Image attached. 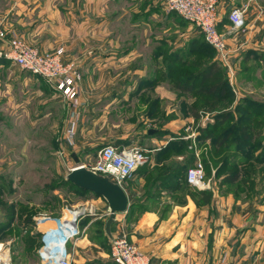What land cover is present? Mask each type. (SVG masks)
<instances>
[{
	"label": "rangeland",
	"instance_id": "obj_1",
	"mask_svg": "<svg viewBox=\"0 0 264 264\" xmlns=\"http://www.w3.org/2000/svg\"><path fill=\"white\" fill-rule=\"evenodd\" d=\"M15 1L0 0V30L4 34L8 31L3 30L1 20L10 17ZM136 4L111 0L103 5L102 13L108 20V33L104 34H109L103 40L116 37L118 46L109 61L98 49L104 62L100 67L89 65L82 70L80 59L64 60L62 47L39 51L18 37L39 52L61 50L63 63L77 64L81 81L76 109L69 108L59 93L14 63L8 71L0 69V89H6L7 78L17 82L13 100L0 101V241L9 249L11 264H40L37 250L44 230L41 225L46 222L43 218L58 217L63 207H85L91 193L58 184L77 165L74 157L78 165L91 169L100 149L111 144L103 138L112 135L126 136L117 142L123 148L146 149L147 166L160 169L191 157L187 169L200 161L209 197L203 207L211 222L224 223L235 238L245 240L255 237V232L264 237L263 131L260 137L253 133L256 140L251 144L241 141L239 145L235 141L237 129L230 131L217 154H212L211 140L199 139L202 131L216 123L218 114L230 116L215 133L231 124L240 127L246 123L239 118L249 116L264 127V0H249L243 7L225 9L218 33L225 34L234 77L232 82L228 79L230 92L212 111L199 105L202 94H182L171 83L199 71L216 60V54L203 46L192 24L166 11L163 0ZM143 5L149 10L148 16L145 21H136L134 10H143ZM234 8H245L241 30H233L227 21ZM11 34L17 36L14 31ZM87 45L86 62L95 52L91 41ZM13 105L19 109L12 110ZM194 189L198 190L185 187L178 196L192 200ZM69 251L71 264L101 262L90 250L85 252L86 248L81 251L71 245Z\"/></svg>",
	"mask_w": 264,
	"mask_h": 264
},
{
	"label": "crops",
	"instance_id": "obj_2",
	"mask_svg": "<svg viewBox=\"0 0 264 264\" xmlns=\"http://www.w3.org/2000/svg\"><path fill=\"white\" fill-rule=\"evenodd\" d=\"M110 1L16 0L11 6L10 17L1 20V26L9 32L5 34L6 38L14 31L17 37L39 51L62 47L64 60L80 59L82 70L89 65L100 67L104 64L100 55L108 56L106 61H109L110 54L116 52L118 46L116 37L111 36L106 42L103 40L109 34H104L108 33L105 28L108 20L102 7ZM119 1L129 5L144 1L148 5V0ZM248 3L249 0H219V22L223 21L228 6L243 7ZM146 5L143 10H134L136 21L146 20L149 13ZM90 41L95 52L94 57L86 62ZM0 45L2 50H7L6 42ZM98 49H102V53ZM126 51L133 54L130 49ZM10 62H0V69H11L14 64ZM6 81V89H0V101L13 100L16 80L7 78ZM13 109L18 110L19 105L16 108L13 105ZM125 138V135H112L103 139L106 143L121 146L117 142ZM121 187L128 198V209L116 216L111 225V237L125 235L148 256L150 264H264V237L255 232V237L235 238L224 223L211 222L206 207L198 209L189 197L182 200L178 196L180 190L150 186L147 176L139 171H135ZM84 205L85 215L80 221L83 233L75 245L81 251L83 248H86L85 252L90 250L92 257L103 263L110 262V240L99 235L100 225L107 220V204L103 198L91 196ZM41 226L45 229L50 224Z\"/></svg>",
	"mask_w": 264,
	"mask_h": 264
},
{
	"label": "built area",
	"instance_id": "obj_3",
	"mask_svg": "<svg viewBox=\"0 0 264 264\" xmlns=\"http://www.w3.org/2000/svg\"><path fill=\"white\" fill-rule=\"evenodd\" d=\"M218 4L219 0H163L166 11L174 12L192 24L204 41L215 50L217 59L227 69L228 78L232 82L234 74L229 62L230 51L226 37L225 34L220 35L217 30ZM244 12L245 8H234L229 12L228 20L233 30L244 28ZM3 41L7 43V50L4 51L0 47V58L12 61L21 70L41 79L49 88L60 94L69 108L76 109L79 106L78 85L81 73L76 63L62 62L61 50L55 53L39 52L13 34L6 38L0 30V43ZM147 152L141 147L119 148L108 144L100 149L91 169L121 185L138 167L145 164ZM186 182L198 190L206 189L208 184L200 161H196L187 170ZM84 215L83 209L63 207L58 217L43 218L50 226L43 230L41 244L37 250L40 264H71L72 253L69 248L76 244L83 233L80 221ZM110 258L116 264H150L148 256L125 235L111 237ZM0 264H11L9 249L6 243L1 241Z\"/></svg>",
	"mask_w": 264,
	"mask_h": 264
},
{
	"label": "trees",
	"instance_id": "obj_4",
	"mask_svg": "<svg viewBox=\"0 0 264 264\" xmlns=\"http://www.w3.org/2000/svg\"><path fill=\"white\" fill-rule=\"evenodd\" d=\"M227 21L230 24L228 17H227ZM219 23L217 26V30H219V27H220ZM201 40H202L203 46L206 47V49L216 54L215 50L211 48L204 41L202 36H201ZM4 59L5 58H0V60H4ZM199 68H201V65L199 66ZM225 73L227 77L224 76ZM228 79L229 78L227 74V69L221 64V62L218 59H216V60L208 62V64L203 66L199 71L195 72L194 74L180 77L178 80L172 82L171 85L175 90L181 92L182 94H193V93L202 94L204 98H202V100L199 101V105H201L203 108L207 110L212 111V110L217 109L220 106L222 99L230 92L229 91L230 86L228 84L229 83ZM249 105L251 104L249 103ZM192 115L197 117L196 110H193ZM229 116L230 114H218L215 117L216 123L213 126L208 127L207 130L202 131V137H200L199 139L200 140L202 139L211 140V145L213 146L212 154L213 153L217 154L218 147H222L224 145L225 141L222 139L227 138L228 132L230 131L237 129L238 134L235 137L236 139L235 141H237L238 145L241 143V141H248L251 144L254 140H256V138L252 139V137H255V135L256 136L259 135L258 137H260L261 131H263L264 133V127L260 128L261 126L259 122L253 121L251 116L247 117V119L239 118V121L244 120L246 123L244 125H240V127L236 128L235 125L231 124L232 126L229 125L225 130L219 133H215L218 130V128L222 126L229 119ZM248 133H251V134L249 135ZM220 135L222 137L221 139H220ZM251 135H254V136H251ZM263 143H264V140H263ZM114 146L123 148L117 145H114ZM188 164L189 165L191 164V157L185 158L183 163H178L174 161L169 164L162 165V168L160 169L154 166L150 168L149 166L144 164L138 167L135 171H139L145 174L147 176V183L148 185L150 184V186H155L156 188L168 189V191H176V190H182L185 187L191 188V186H189L188 183L186 182V173L189 168L186 169L185 166H187ZM182 172L184 173L182 174ZM58 185L70 186L73 189H76L78 191H81L84 193H90L88 191H84V190H81L73 186L71 183L65 181L64 179H61ZM207 193H208V190H195L194 189V193L192 194L191 198L197 208L198 207L201 208L209 202V197ZM92 195L95 197H99L94 194ZM198 197L199 199H201V201H198ZM100 229L101 231L99 232V235H103L104 238H106V235L104 233V224L103 226L100 225ZM40 244H41V239L39 240L38 247L40 246ZM112 263L116 264L113 261ZM98 264H109V262H105V263L98 262Z\"/></svg>",
	"mask_w": 264,
	"mask_h": 264
},
{
	"label": "water",
	"instance_id": "obj_5",
	"mask_svg": "<svg viewBox=\"0 0 264 264\" xmlns=\"http://www.w3.org/2000/svg\"><path fill=\"white\" fill-rule=\"evenodd\" d=\"M151 133L152 131H149V134ZM74 162L77 165L70 169L64 180L105 200L107 204V220L104 222V233L110 240L111 225L115 222L117 215L127 211L128 198L121 185L110 181L105 175L78 165L76 157H74Z\"/></svg>",
	"mask_w": 264,
	"mask_h": 264
}]
</instances>
